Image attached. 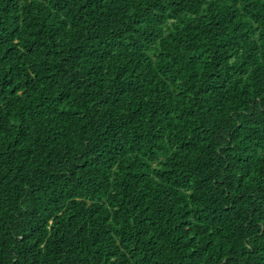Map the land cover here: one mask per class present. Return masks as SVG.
<instances>
[{"label":"trees","instance_id":"16d2710c","mask_svg":"<svg viewBox=\"0 0 264 264\" xmlns=\"http://www.w3.org/2000/svg\"><path fill=\"white\" fill-rule=\"evenodd\" d=\"M0 264H264V0H0Z\"/></svg>","mask_w":264,"mask_h":264}]
</instances>
